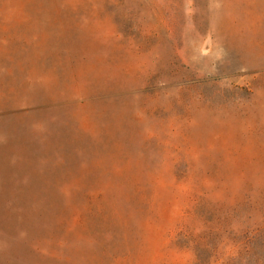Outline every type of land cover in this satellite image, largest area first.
<instances>
[{
    "label": "rangeland",
    "instance_id": "rangeland-1",
    "mask_svg": "<svg viewBox=\"0 0 264 264\" xmlns=\"http://www.w3.org/2000/svg\"><path fill=\"white\" fill-rule=\"evenodd\" d=\"M0 264H264V0H0Z\"/></svg>",
    "mask_w": 264,
    "mask_h": 264
}]
</instances>
